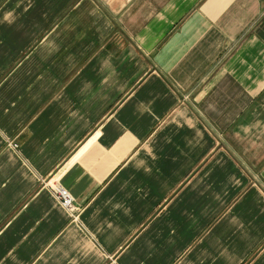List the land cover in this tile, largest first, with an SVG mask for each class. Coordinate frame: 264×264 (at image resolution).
I'll return each instance as SVG.
<instances>
[{
  "label": "crops",
  "instance_id": "0c3cea01",
  "mask_svg": "<svg viewBox=\"0 0 264 264\" xmlns=\"http://www.w3.org/2000/svg\"><path fill=\"white\" fill-rule=\"evenodd\" d=\"M0 264H264V0H0Z\"/></svg>",
  "mask_w": 264,
  "mask_h": 264
},
{
  "label": "built area",
  "instance_id": "2783aa9c",
  "mask_svg": "<svg viewBox=\"0 0 264 264\" xmlns=\"http://www.w3.org/2000/svg\"><path fill=\"white\" fill-rule=\"evenodd\" d=\"M57 195H58V199L62 203V206L67 207L69 209H74L72 203L73 199L68 195V193L65 190L60 189Z\"/></svg>",
  "mask_w": 264,
  "mask_h": 264
}]
</instances>
